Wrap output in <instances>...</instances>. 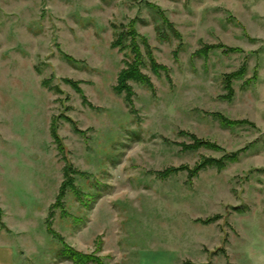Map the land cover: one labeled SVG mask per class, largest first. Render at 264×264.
<instances>
[{"label":"rangeland","instance_id":"1","mask_svg":"<svg viewBox=\"0 0 264 264\" xmlns=\"http://www.w3.org/2000/svg\"><path fill=\"white\" fill-rule=\"evenodd\" d=\"M1 244L264 264V0H0Z\"/></svg>","mask_w":264,"mask_h":264},{"label":"trees","instance_id":"2","mask_svg":"<svg viewBox=\"0 0 264 264\" xmlns=\"http://www.w3.org/2000/svg\"><path fill=\"white\" fill-rule=\"evenodd\" d=\"M136 65H137V63L136 64L135 63L131 64L128 69L124 70L120 74L121 82H125L128 79L135 78V77L132 76V74H134V75L136 74V68H137ZM137 76H138V77H136L137 81H140V82H142L144 84L147 83L145 78H143L140 74H138ZM62 255L67 257V258L72 259L75 264H86L85 261L88 258H90V257H84L83 258L79 254L71 252V251H68L67 249L62 252Z\"/></svg>","mask_w":264,"mask_h":264},{"label":"crops","instance_id":"3","mask_svg":"<svg viewBox=\"0 0 264 264\" xmlns=\"http://www.w3.org/2000/svg\"><path fill=\"white\" fill-rule=\"evenodd\" d=\"M13 248L8 244L0 245V264H13Z\"/></svg>","mask_w":264,"mask_h":264}]
</instances>
